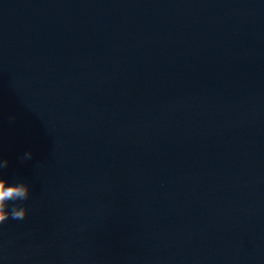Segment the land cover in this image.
Returning <instances> with one entry per match:
<instances>
[{"label":"water","instance_id":"95a60500","mask_svg":"<svg viewBox=\"0 0 264 264\" xmlns=\"http://www.w3.org/2000/svg\"><path fill=\"white\" fill-rule=\"evenodd\" d=\"M0 153L4 264H264V2L0 0Z\"/></svg>","mask_w":264,"mask_h":264},{"label":"clouds","instance_id":"9594fccd","mask_svg":"<svg viewBox=\"0 0 264 264\" xmlns=\"http://www.w3.org/2000/svg\"><path fill=\"white\" fill-rule=\"evenodd\" d=\"M8 119L13 121L15 116L10 115ZM33 155L31 150H26L21 154L20 159L22 161L31 160ZM8 165L9 160L0 153V225L10 218L23 220L29 212L25 202L31 195V185L24 179H10L6 176L4 170ZM4 259L0 256V264H4Z\"/></svg>","mask_w":264,"mask_h":264}]
</instances>
